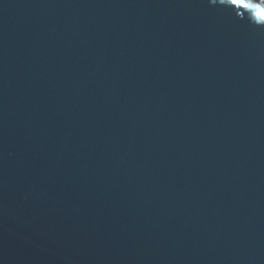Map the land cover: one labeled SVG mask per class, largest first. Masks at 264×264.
I'll list each match as a JSON object with an SVG mask.
<instances>
[{"label": "water", "instance_id": "95a60500", "mask_svg": "<svg viewBox=\"0 0 264 264\" xmlns=\"http://www.w3.org/2000/svg\"><path fill=\"white\" fill-rule=\"evenodd\" d=\"M0 264H264V25L0 0Z\"/></svg>", "mask_w": 264, "mask_h": 264}, {"label": "snow or ice", "instance_id": "6c2138e0", "mask_svg": "<svg viewBox=\"0 0 264 264\" xmlns=\"http://www.w3.org/2000/svg\"><path fill=\"white\" fill-rule=\"evenodd\" d=\"M220 3H226L233 9H243L260 25H264V0H220Z\"/></svg>", "mask_w": 264, "mask_h": 264}]
</instances>
